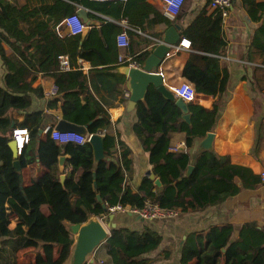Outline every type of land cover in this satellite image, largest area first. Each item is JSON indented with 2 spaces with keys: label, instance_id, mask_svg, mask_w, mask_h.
<instances>
[{
  "label": "trees",
  "instance_id": "obj_1",
  "mask_svg": "<svg viewBox=\"0 0 264 264\" xmlns=\"http://www.w3.org/2000/svg\"><path fill=\"white\" fill-rule=\"evenodd\" d=\"M241 2L250 19L258 21L264 12V3L256 0ZM64 8L61 2H57L53 7L42 6L29 11L30 15L42 12L48 16V21L36 23L25 35L20 28V23L26 19L25 9L8 0H0V59L5 70L0 86V239L8 237L20 242L21 248L41 247L45 257L38 256L30 264H64L74 240L65 223L81 224L90 216L104 217L105 222L109 221V213H105L103 205L106 209L116 205L142 209L146 202H151L161 209L177 212L203 210L237 195L242 189L253 190L262 184L260 175L250 168L232 164L228 157L217 156L212 151L198 154L193 164L189 153L172 152V133H184L186 147H191L196 138L204 137L212 130L218 107L214 104L211 110H206L189 104L190 122L187 123L182 119L183 113L175 100L149 87L144 100L135 106L137 119L133 131L149 155L152 174L160 186L146 177L136 193L128 189L125 182L132 168L130 150L107 133L111 127L108 109L112 103L87 98L82 104L79 99L88 79L96 90L99 85L104 92L116 97L121 93L118 88L124 85L125 77L117 72L119 61L107 65L110 49L104 48L106 40L99 36L104 28L91 30L82 41L79 35L62 40L57 38L53 26L73 14H68ZM154 13L156 18L149 23H175L157 11ZM147 15V12L138 11V21L134 25H142ZM222 21L219 10H213L208 16L204 12L180 34L182 39L189 41L191 51L183 77L196 91L212 96L221 95L227 83V73L220 69L217 58L225 47L221 37ZM49 23H52V29ZM3 44L8 46L10 54ZM28 47L34 49L29 56L26 55ZM61 55L68 56L74 70H60L58 58ZM147 56L148 52H144L134 60L141 65ZM78 57L94 66L102 65V70L94 68L87 77L76 68ZM115 57H118L117 53ZM38 75L51 77L59 88L58 96L47 102L49 109L61 104L62 120L86 126L89 135L105 132L106 160L95 166L89 143L57 144L50 138V129L43 140H38L42 114L28 112L31 96L42 97L41 88L33 87ZM20 113L24 115L22 121L14 116ZM15 128L30 131V141L19 156L20 166L25 168L38 159L47 170L29 187H23L21 174L12 165L14 158L9 142ZM61 155L69 156L68 187L59 184L57 163ZM189 166H193L190 173ZM72 196H76L75 201ZM42 206L47 207L48 215L42 213ZM13 219L17 220V225L10 230ZM232 231L233 228L227 225L212 228L206 236L191 234L182 246L179 264H218L222 255L224 264H264V231H257L253 224H247L240 239L228 243ZM160 243L161 237L148 227L132 231L115 225L110 228L104 247L112 264H155L147 256L156 251ZM54 246L60 249L56 258L52 254ZM222 249H225L224 253Z\"/></svg>",
  "mask_w": 264,
  "mask_h": 264
},
{
  "label": "crops",
  "instance_id": "obj_2",
  "mask_svg": "<svg viewBox=\"0 0 264 264\" xmlns=\"http://www.w3.org/2000/svg\"><path fill=\"white\" fill-rule=\"evenodd\" d=\"M8 1L25 9L26 19L20 23V28L25 35L36 23L48 21V16L42 12L34 15L28 14L33 9L42 6L53 7L57 2H61L68 14L84 11L86 18L80 17V19L87 31L85 34L79 35L80 40H85L91 30L101 31L104 28L103 34L99 36L106 40L104 48L110 49L109 56L107 55L108 66L113 65V61H118V57H115L116 53L118 56H132L133 58L144 52L149 54L161 39L163 31L168 27L178 25L180 36L182 30L187 28L199 15L205 12V15L208 16L213 11L207 6L208 0H184L182 10L175 18L164 13L160 0H127L120 3H101L91 0ZM256 2L264 3V0H256ZM140 10L147 12L148 18L144 20L142 25H134L136 24L135 21H138L137 15ZM154 10L169 21H175V23L172 25L164 22L149 23L156 18ZM51 26L52 23H49V27ZM52 30L57 33L58 39L71 37L67 27L63 24V19L54 25ZM117 32L126 33L130 43L127 49H120L117 46ZM221 37L225 42V47L217 58L220 69L227 73V83L221 95L210 97L209 102L202 106L206 110H211L214 104L218 107L216 123L209 132L214 134L212 152L217 156L228 157L232 164L250 168L255 174L260 175V172L264 170V12L258 21L251 20L241 0H232L231 7L226 16L223 17ZM3 46L10 54L11 51L8 46L5 44ZM33 52V47L26 49L28 56ZM190 54L191 51L188 49L174 53L169 58H164L157 71L162 75L163 84L166 88L175 87L183 81H188L183 77L182 72ZM76 64L77 70L87 77L94 68L102 70V65L94 66L90 61L80 57L77 58ZM72 69L74 70L75 67ZM4 75L5 70L0 59V86L3 84ZM124 77V85L118 88L121 93L116 97L104 92L99 85L96 90L88 79L87 86L79 93V99L82 104H85L87 98L103 99L112 103L108 109L111 127L107 133L114 136L125 148L130 150L129 158L132 161V168L126 178L125 186L136 193L143 179L149 177V172L152 174V166L149 163L148 153L142 149L133 131L137 118L135 107H128L130 93L127 78ZM53 82L54 80L49 76L38 75L33 87H39L42 90L43 86H49ZM122 99L124 102L121 103ZM49 100L43 95L42 97L31 96V106L28 112H41L42 114L38 140L45 138L47 127H56L59 121H63L61 104L56 108L49 109L47 107ZM14 116L19 121H22L24 117L22 113L14 114ZM83 128H85V134H88L87 127L83 126ZM201 138H196L193 145L188 148L185 144L184 133L174 132L171 134V151L189 153L193 164L198 155L196 145ZM116 148L119 149V146L117 145ZM65 156L67 157L63 170L59 169L57 163V172L59 184L68 187L70 185L68 178L71 167L68 163L69 156ZM46 172L47 170L38 159L25 168L21 167L20 174L23 187L31 186ZM61 176L64 177L62 182H60ZM155 179L157 178L155 177ZM75 200L76 196H72V201ZM41 211L44 215L49 214L46 206H42ZM106 223H114L116 228L132 231H142L148 227L161 237V243L158 249L150 253L147 258L153 260L155 264H179L182 246L191 234L206 236L212 228L230 225L233 231L228 243H232L240 239L242 229L247 224H253L257 231H264V183L253 190L242 189L237 195L203 210L178 211L177 216L172 218L143 221L126 213L115 214L114 219L106 221ZM16 225L17 220L13 219L9 224V229H14ZM262 248H264V244ZM59 250L57 246H54L53 258L59 256ZM221 252L224 253L225 249H222ZM38 256L45 257L41 247L21 248L20 242L10 240L8 237L0 239V264H30L35 262ZM93 256L95 259L93 264H112L104 244L95 251ZM194 262L195 260L192 261V263ZM224 262L225 257L222 255L218 259V264H224Z\"/></svg>",
  "mask_w": 264,
  "mask_h": 264
},
{
  "label": "water",
  "instance_id": "obj_3",
  "mask_svg": "<svg viewBox=\"0 0 264 264\" xmlns=\"http://www.w3.org/2000/svg\"><path fill=\"white\" fill-rule=\"evenodd\" d=\"M78 16L81 18H86L84 11H79ZM87 28L83 30L81 35L85 34ZM180 27L178 25H173L168 27L163 31L161 39L158 41L157 45L154 46L152 51L148 54L140 68H129L126 65H121L117 69L118 72L126 76L127 86L130 93L128 99V107L134 108L136 104L143 101L149 87L156 88L163 96L170 100H175V104L181 109L183 116L182 119L187 123L190 121V115L188 110V104H186L181 99L175 98V96L164 86L162 75L157 71L158 67L161 65L165 58V55L171 50V48L177 45L181 37L178 32ZM56 129L60 132H75L81 135L85 134V128L70 124L66 121H59ZM42 132V130H40ZM214 134L207 133L202 137L196 145V152L200 154L205 151H212L213 149ZM104 137L97 134L90 135L88 143L92 147L93 152V162L94 165H98L101 161L106 160L104 154ZM9 147L12 150L14 161L12 163L14 169L20 172L21 166L16 154V143L14 141L9 142ZM65 155L60 156L58 159L59 169L63 170V165L66 160ZM193 170V166H189L188 173ZM148 176L151 180H154L155 185L160 186L158 179H155L154 175L149 172ZM95 179V173L93 174ZM64 179L61 176V181ZM94 189H96V183L94 181ZM97 199L100 201V196L97 195ZM104 211L107 214V209L103 205ZM129 216H134L132 213H127ZM113 214H108V220L112 221L114 219ZM138 220H143L141 217L136 216ZM66 229L70 234L73 235L74 240L70 247V252L65 260L64 264H93L95 262L94 253L95 251L105 243L109 236L110 228H115L114 223H106L104 220L98 217H88V220L81 224H70L65 223Z\"/></svg>",
  "mask_w": 264,
  "mask_h": 264
},
{
  "label": "built area",
  "instance_id": "obj_4",
  "mask_svg": "<svg viewBox=\"0 0 264 264\" xmlns=\"http://www.w3.org/2000/svg\"><path fill=\"white\" fill-rule=\"evenodd\" d=\"M93 2H126L127 0H91ZM162 8L165 14L175 18L178 16L182 10L184 0H160ZM232 5V0H208L207 6L211 10H219L222 16H226L229 8ZM63 24L68 29V34L70 36L80 35L85 29V25L82 23L80 17L77 14H72L63 19ZM117 46L120 49H127L129 47V40L125 32H121L116 37ZM190 49V43L186 39H181L180 42L173 46L172 49L165 55L169 58L172 54L181 52L183 50ZM59 68L62 71H70L72 66L70 65L69 58L66 55H61L58 58ZM118 61L120 65H126L129 68H140V65L134 60L132 56L119 55ZM168 90L177 99H181L186 104H192L198 107H202L203 104L209 102L212 95L198 92L194 88L193 84L188 81H183L175 87H169ZM59 93L58 86L53 82L49 86H43L42 95L46 99H51L57 97ZM128 96V94H125ZM50 129V138L57 144H78L82 145L88 143L89 134L81 135L75 132H60L56 127L49 128L45 130L48 132ZM104 131L97 133L99 136L104 137ZM11 140L16 143V154L20 156L21 151L25 145L30 141V131L26 128H15L11 133ZM176 151V150H175ZM261 182L264 183V170L260 172ZM109 214H126L132 213L134 216H139L143 220H161L165 218H172L177 216V211L161 209L158 205L151 202H146L142 209H132L130 207H123L120 205L112 206L107 209ZM104 220V217L101 218Z\"/></svg>",
  "mask_w": 264,
  "mask_h": 264
}]
</instances>
